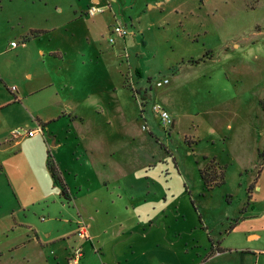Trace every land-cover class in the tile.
<instances>
[{"label":"rangeland","instance_id":"1","mask_svg":"<svg viewBox=\"0 0 264 264\" xmlns=\"http://www.w3.org/2000/svg\"><path fill=\"white\" fill-rule=\"evenodd\" d=\"M91 2L0 0V103L20 98L0 109V264H74L77 247V264H264V0H99L101 12L75 19ZM116 23L129 35L110 43ZM38 107L84 116L76 127L109 164L102 176L151 160L103 194L88 161L71 158L67 116L38 132L68 142L58 155L70 185L91 187L78 202L90 241L73 233L77 207L47 188L36 149L12 139L37 126ZM212 165L224 182L205 189L199 169ZM211 241L223 252L205 258Z\"/></svg>","mask_w":264,"mask_h":264},{"label":"crops","instance_id":"2","mask_svg":"<svg viewBox=\"0 0 264 264\" xmlns=\"http://www.w3.org/2000/svg\"><path fill=\"white\" fill-rule=\"evenodd\" d=\"M97 2H99V0H92V2L90 4H88L85 8L84 7L80 8V14L79 15H78L77 10L74 9V13H73L74 15L73 16L76 17L75 19H77V17L80 16V15H84V14L87 15V9L89 8V6H91L93 4L95 5ZM60 8L61 7H58V10L59 11H60ZM33 30H39L40 33L38 35L42 34L45 31L46 32L49 31V29H31V31H33ZM31 31H30V34H31ZM118 38H121L124 41L126 37H124V38L123 37H118ZM41 51L43 52L42 53V56H45V54H46L47 51L44 50V49H41ZM48 54L50 56H52V55H59V56H61V54H60L59 51H54L53 49H49L48 50ZM28 76H30V75H28ZM52 84L53 83H50L48 85L46 84L47 86H45V87H48V86H50ZM60 101H61V99L59 101H57L56 103H59ZM6 102L7 103H0V109L4 108V107H6V106H8L10 104H14V103L20 102V98L18 96H15L12 99H8ZM52 104H54V103H52ZM163 104L165 105V107H167L168 104H169V102H167V100H165ZM47 105H51V104L48 103ZM37 114H38L37 115V118H36L37 119V126L40 125L42 127V130H44V128H46L50 122L55 121L56 119L60 118L61 116H67L68 117V119L70 121V124L69 125H72V131H73V134H72L73 136L70 139L71 142H72L71 143L72 148L70 149L71 158H72L73 161H75L78 157H81V158H85L88 161L89 166L92 169L93 176H95V175L97 176V177L95 176L96 177L95 178V182H96L95 190L101 191V192H103V194L108 189L111 191L110 195H112V193L118 192L117 191L118 188L125 187V184H128V182L130 181L129 180V177L130 176H138V177H141V175H142L143 172L142 173H138L139 172L138 171L139 170L138 168L141 167V166H143V167L147 166L149 164V162L151 161V160L144 161L143 163L137 164V165H140V166L137 167V168H135L133 171H132V169H128V168L125 167L126 164H125V161H124V164H123V168L124 169H123V171L115 172L112 175V177L102 176V174H101V171H102L101 167L107 168L109 166V164H107L105 161H102L101 160V158H102L101 152L100 153H97L96 149L91 148V147H89L86 144V141H85V138H84L85 137V133H83V131L81 129H77V127H76L77 126V123H81L82 122V120L84 119V116H82V115L79 116L77 114H74L73 115L71 113H68V114L63 113L62 115L61 114L58 115L57 113H55V114H49L48 112H42L41 109H40V107L37 108ZM73 124H75V127H73ZM69 125H67V126H69ZM172 126H174V120H172L171 127ZM36 127H33V128H36ZM33 128H28V129H33ZM53 132L54 131H50L51 134ZM112 134H113L112 132H110L108 129L105 128V130H103L102 131V134H101L102 139H103V140H101V142L102 143H105L106 142L107 143L106 145H108V144L110 145L111 135ZM52 135L53 136H51V137H52L53 143H51V144L47 143V140H46L45 137L38 135V132H36L35 134H33V136H24V138H22V139L15 140L14 141V144L15 145H18L20 147V150H23V151H29V152H31V151H33L32 149H34V148L36 149L37 154L39 156V161L37 163H38V166L41 168V170H40L41 171L40 176H42L43 179L45 180V182H46L45 185L47 186L48 189H55L56 192H58V191H60V189H59V187L57 185H55L53 183V181H52V179H51V177L49 175V172L47 171L46 165H45L47 151L49 150L51 152L52 146L55 147V149L57 151L55 152V157L54 156L53 157L56 160V162L58 163V167H59V169L62 172L64 181L66 183L67 190H68L67 198L63 197L62 199H64V200H62V201H64L65 203H68V204L73 203L77 207V215H78V218L76 219V222H75L77 225H76V229L73 230V233H76L77 226L80 223V221H83V222L86 221V220H84V218H83L84 216L82 214L83 213V210H82L83 208L80 207V204L78 202H80L79 199H83L85 196H87V195H89V193H91V187L90 186H84L83 185L84 181H82V180L76 181V185H74L73 187H72V185H70V182H69V180L67 178V175H66V174H69V172H67V170H70V169H68L65 166L66 163L64 162V158L62 156H59L58 155L59 154V150L61 149V146L66 145L68 142L67 143H63V141L62 140H59L56 137V135H55V137H54V134H52ZM9 140H11V139H9ZM26 142H27V144H26ZM115 153H116L115 150L111 152V154H115ZM95 156H96V159H95ZM120 160H122V159H120ZM73 172H74V176L77 178V175L78 174H77L76 170H74ZM89 180L90 179H88V181H87L88 183H89ZM130 184H132V183H130ZM63 194L64 193L62 192V195ZM59 196H60V193H59ZM97 198L98 197L95 196V199H97ZM86 225H87V223H86ZM87 228H88V225H87ZM254 236L255 235H251L250 238L251 237H254ZM91 237H92L93 241H95L94 240L95 239L94 238V235H91ZM96 242H99V241H96ZM217 243L220 246V242H217ZM99 246H101V245L99 244ZM77 248H81V247H77ZM77 248H75V249H77ZM210 249H211V246H210ZM73 251L71 253H69L68 258H67V260L70 263H72L70 261V257L72 256ZM209 252H210V250L205 255V258L206 257L208 258L210 256L209 255ZM222 252L223 251H221V253ZM217 253L221 254L220 252H217ZM84 254L85 253L82 250V256H81V258L76 263H74V264H77V263H80V262L83 263V261H84L83 260L84 259L83 258L84 257ZM84 264H86V263H84Z\"/></svg>","mask_w":264,"mask_h":264},{"label":"built area","instance_id":"3","mask_svg":"<svg viewBox=\"0 0 264 264\" xmlns=\"http://www.w3.org/2000/svg\"><path fill=\"white\" fill-rule=\"evenodd\" d=\"M101 11H102V8H100V6L92 5L87 9V15L93 16L96 13L101 12ZM128 34H129V29L126 27V25L124 26L122 24L116 23L113 26L111 33L109 34L108 41L110 43H113L115 41V37L124 38ZM19 43L21 45H24L25 39H23L22 42L12 41L11 46L16 47L19 45ZM168 82H169L168 78L161 77L158 80H156L155 84L156 86H163L167 84ZM12 90H15V87H12ZM152 109L157 113L159 123L163 128L168 127L172 123V118H171L170 113L166 110V108L161 103L154 102L152 105ZM40 130H42V127L40 125H38L36 128H33V129L16 128L11 131V135H12V138L16 139V138H20L24 136H32L33 134H35L36 132H39ZM76 234L79 237L84 238L86 240L90 238L88 230H87V225L85 222L80 221V223L77 226ZM81 256H82V249L77 248L73 251V254L70 257V261L72 263H76L81 258Z\"/></svg>","mask_w":264,"mask_h":264},{"label":"trees","instance_id":"4","mask_svg":"<svg viewBox=\"0 0 264 264\" xmlns=\"http://www.w3.org/2000/svg\"><path fill=\"white\" fill-rule=\"evenodd\" d=\"M39 33H40L39 30L31 31V35L33 37L38 36ZM263 103H264V101H263ZM262 155L264 156V154L260 153V156H262ZM45 165H46L47 171L49 172V175H50L53 183L59 187V189L64 193L63 194L64 197L67 198L68 190H67V186H66V183L64 181L62 172L58 167V163L56 162V160L54 159L53 155L51 154V152L49 150L47 151ZM209 169L210 170H207V168H200L199 169V174H200L202 182L205 186V189H211L212 187L217 186V185H221L224 182L223 171L220 169L219 166H217V165L213 166L212 165ZM236 222L237 221H235L230 226V230L235 226ZM221 251H223V249L218 245V243H214L211 241V249H210L209 255H212L216 252H221Z\"/></svg>","mask_w":264,"mask_h":264}]
</instances>
